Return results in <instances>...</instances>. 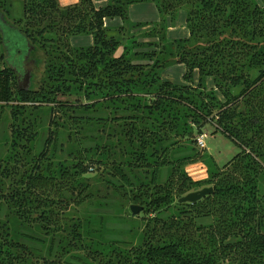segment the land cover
<instances>
[{
    "label": "trees",
    "instance_id": "16d2710c",
    "mask_svg": "<svg viewBox=\"0 0 264 264\" xmlns=\"http://www.w3.org/2000/svg\"><path fill=\"white\" fill-rule=\"evenodd\" d=\"M11 1L0 0V45L9 62L0 65V102L18 103L11 106L13 150L21 148L28 155L30 143L39 134L31 121L19 123V110L26 104L34 108L44 102L52 105L50 124L54 125L59 117L72 124L79 118L103 121L104 116L77 112L89 111L105 100L125 104L127 117L145 109L154 114L148 122L151 127H138L141 120L133 115L132 129L126 133L138 139L141 151L134 152L127 165L112 168L113 176L129 187L136 185L137 169L149 177L132 196L147 221L140 244L118 246L125 241L117 239L107 249L89 248L84 257L73 255L64 264H264V194L259 187L264 174V6L256 0H151L163 17L162 32L168 18L174 21L180 9H187L189 36L170 41V51L166 45L141 51L147 62H137L105 25L107 18L116 17L134 27L149 25L127 20L128 7L136 0H103L101 5L96 4L100 0H78L65 6L59 0H21L24 18L16 23L8 19ZM124 31L122 25L118 34ZM79 34H91L93 43L73 46L69 39ZM166 37L163 32L161 38ZM37 44L51 48L47 78L37 89L21 87L17 72ZM164 53L175 57L174 63L185 65V83L162 79L160 70L168 63L161 58ZM5 55L0 49V60ZM208 78L214 84L210 89ZM207 125L239 145L240 152L209 178L194 180L184 168L200 161L202 155L175 156L173 151L176 144L184 146L179 139L197 144ZM58 138L57 127L49 131L32 172L23 177L25 184L18 179L5 190L0 182V264L62 261L58 249L63 238L54 235L49 255L43 256L38 248L43 239L16 226L37 222L47 232L60 227L63 217L56 214L68 206L63 194L80 192L84 188L80 178L100 163L90 159L84 147L72 165L61 163L56 169L46 162L44 169L50 145L56 149ZM18 155L16 161L21 159ZM52 167L55 173H50ZM165 169L169 175L162 183ZM17 172L0 162L3 180ZM205 186H212L213 193L196 202H179L183 195ZM50 195L58 200L52 201ZM47 204L49 210H45ZM205 217L212 222L198 223Z\"/></svg>",
    "mask_w": 264,
    "mask_h": 264
},
{
    "label": "rangeland",
    "instance_id": "374dc122",
    "mask_svg": "<svg viewBox=\"0 0 264 264\" xmlns=\"http://www.w3.org/2000/svg\"><path fill=\"white\" fill-rule=\"evenodd\" d=\"M256 2L264 6V0H256ZM11 3L8 19L10 23H16L19 19L24 18V5L21 0H13ZM186 17L187 9L182 8L178 11L174 21L168 18L166 31H163L166 33L167 39H162L163 32L160 30V27L163 17L156 4L151 0H136L128 7L127 20L132 23L147 22L149 25L134 27L130 23H125L123 19L116 17L107 18L108 22H106V26L109 28L111 34L117 35L121 43L127 46L131 60L147 62V59L139 52L151 51L156 45L158 46V50L166 45L167 51H170L172 48L170 41L189 36ZM122 25H124L125 31L123 34H118V29ZM69 40L73 46H88L93 43V36L91 34H79L71 36ZM0 49L5 55L3 45H0ZM50 49L49 46L43 48L40 44H37V48L32 50L21 65L20 71L17 72L19 86L39 88L41 83L47 78L46 67L47 61L50 58ZM122 50L123 46L119 47L118 53L122 52ZM137 51L139 55L135 54ZM163 55L165 57L161 56V58H167L168 63L167 66L160 70L162 79L170 80L174 83H185L183 79L184 64L174 63L175 57H170L168 53H164ZM7 58L8 56L5 55L4 60H0L1 66L9 65ZM197 80L198 76L195 77V83ZM206 83L208 89L214 85L210 78L206 79ZM217 95L221 99H224L219 92ZM85 101L87 102V100ZM15 103L10 102V104H6L0 102V162L3 166L8 165L10 169L19 171L10 179L3 180L0 177V182L3 183L5 190H8L10 184L14 185V182L18 179H23L22 185L25 184L23 177L32 172V168L43 150L49 131L54 128L56 129V127L59 133L57 147L53 150L52 145H50L48 160L43 163L44 169L46 168V162V165L50 162V165L56 169H58L61 163L72 165L77 152L79 150L83 152L84 147H86L90 159L101 163H99L100 165L98 164V167H94L93 170L80 178V183L84 187L80 189V192L77 191L73 194L65 192L63 194V199L66 200L68 206L65 208L66 204L64 205L63 203L64 206L59 209V212L57 211L56 215H62L63 217L60 227L53 226L55 229L52 230L53 228H50V231L47 232L37 222L23 225L16 223L18 229L36 234L43 239V246L37 245L39 254L43 256L49 255V243L54 235L63 238L58 249L59 257L61 255L62 259L60 264H64L66 258L76 254L84 257L90 250L89 248L107 249L117 239L125 241V243H117L118 246L130 247L140 244L147 221L143 218L145 215L142 212L138 214L132 213L130 206L133 204V194L139 191L142 183L147 184L149 182V177L145 178L146 172L143 169H137L136 185L129 187L122 185L121 181L113 176L112 168L113 165L122 163H124V166L127 165L132 155L134 157V152L140 153L141 151L138 139H131L130 135L126 133L132 129L133 115H138L141 120V122H137L138 124L136 123L138 127H143L144 125L151 127L148 122L154 119V114H148V110L145 109L141 113L139 111L137 114L127 117L125 116L126 112H124L125 104L119 102L112 103L109 100H105L101 105L90 106L89 111L83 110L82 112L81 110L77 112L86 116H104L105 119L103 121L94 119L92 122H89L86 119L79 118L78 121L72 124L59 117L57 119L58 124L54 125L50 124L52 105L44 102L42 106L34 108L33 105L26 104L23 111L22 108L19 110L21 111L18 117L19 123L24 125L31 121L34 130L39 132L34 142L30 143V153L26 155L23 149L15 148L13 150L11 146L10 125L13 120L11 106L15 105ZM89 103H94V101H90ZM141 118L147 120L143 121ZM204 132L206 134L204 136L206 147L202 148L198 143L190 142V139L186 138L179 139V142L184 143V146L176 144L173 151L175 156L183 153L195 154L197 152L202 155L203 158L200 161L188 164L184 168L187 174H190L194 180L209 178L213 171L224 167L240 152L239 145L223 133L219 131L214 132L213 125H207L204 128ZM169 139L171 138L169 137ZM171 140L175 141V138ZM25 142L23 140L22 143L24 144ZM17 153L19 154L18 156L21 155L19 161H16L15 158ZM53 167L50 173L56 172ZM44 173L46 172L44 171ZM168 175L169 170L165 169L161 174L160 180L162 183L166 181ZM18 187H21V185ZM259 187L261 193L264 194V174L259 179ZM51 197L52 201L58 200L56 196ZM47 202L51 204V200L48 199ZM50 204L45 206V210H49L48 205ZM5 211L2 213V218L6 217ZM169 213H165L163 216ZM53 215L55 216V214ZM212 220L211 217H205L199 219L198 223L209 224ZM52 259H54V256H52ZM58 259L56 257V260Z\"/></svg>",
    "mask_w": 264,
    "mask_h": 264
},
{
    "label": "water",
    "instance_id": "95a60500",
    "mask_svg": "<svg viewBox=\"0 0 264 264\" xmlns=\"http://www.w3.org/2000/svg\"><path fill=\"white\" fill-rule=\"evenodd\" d=\"M213 191L214 189L212 186H205L201 189H197V190L187 193L186 195H183L182 197L179 198V202H190V203L196 202L202 199L203 197L213 193ZM130 209L132 213L138 214L139 212L142 211V206L137 205V204H132L130 206Z\"/></svg>",
    "mask_w": 264,
    "mask_h": 264
},
{
    "label": "crops",
    "instance_id": "0c3cea01",
    "mask_svg": "<svg viewBox=\"0 0 264 264\" xmlns=\"http://www.w3.org/2000/svg\"><path fill=\"white\" fill-rule=\"evenodd\" d=\"M61 1H62V2H61ZM61 1H59L60 4L63 5V6H65V5H68V4L75 3V2H77L78 0H61ZM96 3L99 4V5H101V4H104L105 1L100 0V1H96ZM106 22H108L107 19L105 20V25H106ZM184 66H185V65H184Z\"/></svg>",
    "mask_w": 264,
    "mask_h": 264
},
{
    "label": "built area",
    "instance_id": "2783aa9c",
    "mask_svg": "<svg viewBox=\"0 0 264 264\" xmlns=\"http://www.w3.org/2000/svg\"><path fill=\"white\" fill-rule=\"evenodd\" d=\"M205 135H206V134L204 133V134H201V135H199V136L197 137L198 145H199L200 147H202V148L206 147V144H205V142H204V136H205Z\"/></svg>",
    "mask_w": 264,
    "mask_h": 264
}]
</instances>
